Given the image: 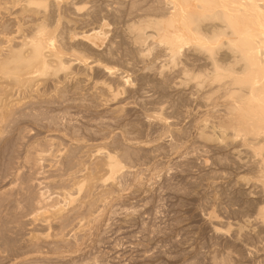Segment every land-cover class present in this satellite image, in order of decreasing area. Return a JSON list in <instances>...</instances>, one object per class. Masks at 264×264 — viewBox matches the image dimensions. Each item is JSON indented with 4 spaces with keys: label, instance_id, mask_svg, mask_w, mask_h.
Returning <instances> with one entry per match:
<instances>
[{
    "label": "rangeland",
    "instance_id": "rangeland-1",
    "mask_svg": "<svg viewBox=\"0 0 264 264\" xmlns=\"http://www.w3.org/2000/svg\"><path fill=\"white\" fill-rule=\"evenodd\" d=\"M31 1L0 0V57L38 28L69 67L24 86L16 59L0 67V264H264V125L238 122L207 52L168 50L167 1ZM102 152L123 166L117 188L102 177L97 204L71 212L61 194L84 199L75 175L104 174ZM41 192L68 217L39 210Z\"/></svg>",
    "mask_w": 264,
    "mask_h": 264
},
{
    "label": "bare ground",
    "instance_id": "bare-ground-1",
    "mask_svg": "<svg viewBox=\"0 0 264 264\" xmlns=\"http://www.w3.org/2000/svg\"><path fill=\"white\" fill-rule=\"evenodd\" d=\"M34 1L35 0L31 1V3L36 4V2ZM36 1L37 4L41 2V1L39 2L38 0ZM166 1L168 7L170 6V9L172 10V12L168 10L171 13L168 14L170 15L169 16L170 18L169 17L168 18L173 24L172 29H169L170 31L167 33L165 38L168 45V50L171 53H176L178 50H181L185 44L192 43V47L195 45L193 49L197 47V49L201 50V52L204 51L207 52L212 60L213 66L215 68L222 67L224 71L223 72L220 71L221 74L224 73L225 71L226 74L228 73L226 77L224 75L225 78H229V81L226 82V89L228 92L227 95L228 102L226 105H228L229 109L233 110V113L235 112L234 114L239 117L240 121L238 122H240L241 125L246 126L247 129L245 130H250L252 131V133L255 134L256 132H254V129L259 128L257 129V133L261 135V132L258 131L260 130V126L262 124L264 125V0H237V1L234 0L235 5H233L232 8L230 7L232 4L230 5L227 1H220V0H206L210 4L212 3L213 6H208V5L205 6L204 4H202L203 2L200 0H191V1L166 0ZM192 2L193 3L197 2V3L193 4ZM215 17L216 20L218 19V21H214L213 23L210 24H207L208 23L207 22L205 25H201V23L204 22L205 20L211 21V19L212 18L214 19ZM167 21L165 20V22L164 21L163 22L167 24ZM148 26H149L148 24L147 26H143V24H141L139 28L140 30L139 34L141 36L145 37L147 35L148 32H146V30L150 28V26L149 27ZM163 31L165 30L163 29ZM163 31L162 33H164ZM37 32L38 34L36 33L37 35L33 38V40L27 42L24 39L25 40L24 42L21 41L23 42V44L21 45L22 46L21 49L20 50L18 49L19 51H16L14 49L12 50V47H10L11 49L9 50L10 54L8 55V57L4 59L0 57V61H1L0 67L2 73L5 72L6 70L8 71V69H10L11 66L10 61L12 62L13 59L14 60L16 59L15 62L18 71L17 73L15 72L16 74L15 73L13 74L14 76L12 75L13 78L12 80H14L12 84L15 86L21 85L23 83L27 85L28 82L32 84L35 80V77H33L35 74L37 75L41 73L42 75H44L45 73L51 70L62 71V70H66L69 67V63H68L69 61L67 62L63 58L64 55L62 53L63 51L62 52L59 51L58 53L57 50L55 51V44L50 43L49 40L50 38L48 37L49 35H47L43 29L37 28ZM97 35L95 33L91 35V37H84V38L93 40L92 37ZM224 45L225 46L231 45V48L229 52H228L229 47L228 49H226L227 51L225 50V52L228 53L226 54L224 52L226 55L224 58L221 59L222 56L220 58L218 57L219 55L216 56V51H218L219 48L222 49V46ZM175 55L177 54H174L173 57ZM7 64H9L8 65L9 68L7 66L8 69L7 68L5 69V66ZM3 69H5V71H3ZM7 71L5 73H7ZM7 75L9 77L10 75L9 71ZM222 76L220 75V77ZM25 84H23V86ZM0 86L2 85L0 84ZM1 90H0V103L3 100L2 99L3 96H1L2 94ZM5 90H10V89L5 88ZM230 102H233L234 104H230ZM2 108H4V105L0 106L1 110ZM252 133L250 134L252 135ZM262 134L264 135V133ZM261 136H259V138ZM249 138L246 139L249 140ZM259 138L257 139L253 137L255 141V145H253L254 146L253 150L254 148L255 150L253 151V153H255L254 157L257 158L256 164H258L257 163L258 161L260 165V166L257 165L259 167L257 168L260 169L262 173H264V138H260V139ZM245 144H247V142ZM38 155L39 156H36V158H32L35 166H38V163L41 160L39 159L40 154ZM101 155L102 157L98 161L96 160L95 166L99 170L97 171L98 173L99 172L102 173L101 169H103L104 172V174H102L103 176L99 174L100 177H98L97 176L98 174L92 175L93 173H91L85 176L75 175L78 179V182L74 181L73 179V181L75 182V183L73 182L74 186L79 185V187H81L80 191L85 188L84 199H82L83 197L80 199L79 196H78L79 199L73 198L74 194H71L70 191L67 193H65L66 191H64V193L61 194L65 202L69 203V205L72 204L74 206L71 212H76L77 214V211L78 212L82 211L80 210L82 207L86 206L87 208L91 209L97 204V202L100 199L99 196L101 195L95 194L93 188L95 187L96 182L98 180L103 179L102 177H104V179L106 178L105 181L106 180L110 181L111 183L110 187L112 186H113L112 188H114V186L116 187V183H117L116 178L117 175H119V173L123 170V166L115 156L104 152H102ZM41 157L43 159L45 156H43L42 154ZM75 176L73 178H75ZM104 192L106 191L102 192L103 195L107 194V192L105 194ZM46 193L47 192H41L39 194L38 209L39 210L44 209L45 213L51 214L53 216L56 215L58 216L57 218H59L60 220L67 218L70 211H65L66 209L59 207L58 204L60 202L58 200L54 202L52 205H49L48 202H46L47 201ZM106 199L108 200L109 198ZM64 221H67V219H65ZM65 224L63 223L62 226Z\"/></svg>",
    "mask_w": 264,
    "mask_h": 264
}]
</instances>
